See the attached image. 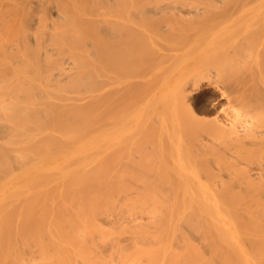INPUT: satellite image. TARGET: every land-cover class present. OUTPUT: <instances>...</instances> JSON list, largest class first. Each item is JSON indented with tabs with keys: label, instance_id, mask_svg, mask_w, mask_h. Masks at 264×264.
<instances>
[{
	"label": "bare ground",
	"instance_id": "obj_1",
	"mask_svg": "<svg viewBox=\"0 0 264 264\" xmlns=\"http://www.w3.org/2000/svg\"><path fill=\"white\" fill-rule=\"evenodd\" d=\"M18 1L24 8L37 3L0 0V264H264V10L244 3L247 9L212 20L207 19L210 2L196 7L183 0L173 8L166 2L169 14L162 0L160 7L141 12L166 17V32L178 20L225 29L230 45L240 50L230 60L233 65H240L238 56L253 53L242 50L243 44H253L256 53L249 71L225 75V90L215 82L204 84L215 116L195 130L196 155L188 167L193 185H178L186 177L184 168L174 163L178 168L170 171L167 164L168 156L175 158L171 149L177 144L183 149L172 113L178 106L191 110L198 85L187 72L175 79H142L151 84V93L136 110L142 106L149 119L121 121L122 107L115 108L111 96L133 82L129 39L137 21L129 0L106 1L103 10L95 7L98 0L88 8L73 0L69 13L54 4L48 16L55 26H37L41 18L31 15L37 25L27 26L22 17L17 26H6L5 16ZM142 33L158 47L156 32ZM9 35L21 39L16 43ZM90 75L97 84L91 83L88 95L60 94L64 80ZM52 78L61 83H51ZM83 101L85 112L72 109ZM39 113L44 121L53 113L56 126L45 125ZM24 118L30 132L23 128ZM131 122L135 133L128 129ZM116 125L124 144L112 152ZM98 136L104 140L102 152ZM142 136L147 146L131 160L129 149ZM115 163L126 167L115 173ZM134 164L137 173L127 168ZM122 179L137 184H115Z\"/></svg>",
	"mask_w": 264,
	"mask_h": 264
},
{
	"label": "rangeland",
	"instance_id": "obj_2",
	"mask_svg": "<svg viewBox=\"0 0 264 264\" xmlns=\"http://www.w3.org/2000/svg\"><path fill=\"white\" fill-rule=\"evenodd\" d=\"M69 1H73V0H37V1H35L37 3H33L32 6H29L30 8L28 6H26L25 7L26 9L23 7L25 5L21 4L20 1H18L17 6L14 7L15 9L14 8L9 9V10H11L9 12H12L14 10L12 13H9L7 11L9 13V15L11 14V16H8V14L5 13L6 16H5L4 22H5L6 26H17V20L18 19L21 20L22 17H24L23 19L26 18L27 21L29 20L30 23L34 19V17H35V19L40 17L41 18V21H40L41 24L39 23L37 25L35 22L30 24L28 22L27 26H34V25L46 26V24H47V26H49L50 23L53 26L55 24V23H53L54 18L51 16H48L49 15L48 11H49L50 6H52L54 4H57V5L60 4L62 6V7L60 6L61 10L62 9L66 10L67 13H69V10H70V7L68 5ZM77 1L83 2L84 4H86L85 7L90 5V3H91V0H77ZM98 1H99L98 3H96L94 1V4L95 3L97 4V5H95L96 9L103 10L105 7V2L109 1V0H98ZM161 1L162 0H159V1L158 0H129L130 7H131V9L129 8L131 10L130 15L134 20L137 21L133 25L135 29L132 31L133 34L135 33L134 31H136V33L134 35H130L131 38L129 39L131 41V42H129V43H131L130 46L133 48H131L132 51H130V53H129L131 58L129 59V62H128L129 63L128 69H129V73H130V76H131V79L133 82L126 92L121 93L122 95L118 94V93H116V94L113 93L115 95L113 96V94H112L111 100H113V102L115 101V103L113 105L115 108H116V106L118 107L119 104L121 105L122 108L120 110L118 109L117 114L119 115V118L121 119L122 122H124V121L129 122L131 120H137V121L141 122L143 120L149 119L150 115H148L149 114L148 112H146V113L142 112L143 111L142 106H141V109L136 110V106L139 103H141L140 101L144 100L151 93V84L147 83V82H145L144 84L140 83V81L142 79L148 80L154 75H156V77H158V78L160 76H162L165 78L171 77L172 79H175V77H177V75L180 74V72H184V73L187 72V74L191 75V77L194 78V81H196L195 85H198L197 86L198 89L196 90V92L193 96V99L191 100V103H190L191 110H188L182 106H178L175 109V113H172L173 118L174 119L176 118L178 120L177 123L180 126V131L182 133V144L181 145L179 144V145L183 149L182 150L178 149L179 152H177L178 151L177 150L178 144L176 142L175 143V145L177 144L176 148L171 149V150H173L172 153H174L175 152L174 150H176V152L174 153L175 158H172L173 157L172 154L171 155L168 154L171 157L168 156V161H167L168 162L167 164H168L170 171H173L174 169H176L177 165H174V163L180 164L185 170V175L187 178L186 177L185 178L180 177L184 181L179 180L176 183L178 185H190L191 181H192V177L190 175H193V174L190 171V168H188V167L191 165V162L195 158V155H196V152L194 151L195 147L193 145L194 139H195V130L206 126L210 121L213 120V118L215 116V112L213 110L214 108L211 105L212 104L211 102H213V97L211 95L205 93L203 86L206 82H215L217 85H219L222 89L225 90L227 88L225 81L223 80L226 77L225 75H227V76L229 74H237L238 75V73L242 74V72H247V70L249 71V69L247 67H249V65L253 63L252 60H253V57L256 53L254 54L255 49H250V47L253 44H243L241 47L239 46L242 50L248 51V52L253 51V53L251 56H244V57L242 55L238 56V57H241L243 59L240 58V61H241L240 65L235 62L236 65L234 64L235 67H233L234 68V70H233L230 66H234L233 65L234 62L231 61L232 62L231 63L230 60L231 59L234 60L235 58H237L234 56V54L235 53L237 54V52L240 50L237 51L236 49H234L230 45L225 29L216 30L217 26H187L186 23L181 22L180 20L177 19L178 20V24H177L178 26H175L172 29H170L168 32H166L167 30H165V27L163 25L165 23V21H167L166 17H164V16L159 17L158 15L153 16L152 14H148V15L145 14V16L144 15L142 16L143 12L144 13L148 12L147 10L149 9V7L150 8L151 7L152 8L160 7V5L162 3H159V2H161ZM188 1H190V0H186L184 2H188ZM197 1H199L200 5H198ZM197 1L191 0L190 2L193 5L195 2L196 7H201L203 1H207L208 3L210 2V4H212V6L214 4V6L210 10V13L208 14L209 16L207 17V19H212V20H215V19L219 20L220 18H222V19L227 18V16H230L233 12L238 10L240 7L247 9L248 6H246V5H249L251 8H254V10L259 9L257 11H260V12H262L264 10V0H201V1L197 0ZM88 2H89V4L87 5ZM181 2H183V0L182 1L181 0H165V1L163 0L164 4H162L161 6L164 7L165 3L166 4L169 3V5L171 3L172 4L174 3L171 6V8H173L174 5H176V3L184 4ZM156 3H159V4H156ZM244 3L246 5H244ZM84 4H83V6H84ZM154 5H156V6L154 7ZM165 6H167V7H165L164 9L168 12L169 11L168 7H170V6H168V5H165ZM86 8H88V7H86ZM146 8H147V10H146ZM242 8H240L239 10L242 11ZM244 9H243V11H244ZM167 12H166V14H167ZM168 13L170 14V12H168ZM242 14H244V12ZM3 15L4 14H2V16ZM29 16L32 17L33 19L31 18L32 20H30ZM138 16H140V18H138ZM168 17H170V16H168ZM162 18H166L165 21ZM217 18H219V19H217ZM222 19H220V20H222ZM1 20H2V18L0 16V23H2ZM169 20H171V19H169ZM159 21H160V23H159ZM163 21H164V23H163ZM57 22L56 23L58 25H60V22L59 21H57ZM63 23H61V24H63ZM84 24H86V26L88 25L87 23H84ZM58 25H56V26H58ZM0 26H1V24H0ZM141 26H142V28H141ZM138 28H140V29H138ZM158 28L159 29L161 28V31ZM137 29H138V32H137ZM149 29H151V30H149ZM153 30H155L154 32H156V33H154ZM142 31L144 33H148V34L154 33L155 35H157V39H154V40H156V44L158 45V47H156L155 42L152 41V42H154V43H152L151 40L147 36L143 37ZM150 31H152V32H150ZM158 31H160V32L158 33ZM23 33H25V32H23ZM23 33H20V34L18 33V34L21 35ZM137 33H139V34L137 35ZM260 34L261 33H258V35H256V36L258 37ZM9 36H11V35H9ZM23 36H25V34H23ZM136 36H139V37H136ZM6 37L7 36H5V38ZM11 37L12 38H10V40L11 39L14 40L15 36H11ZM132 37H134V38H132ZM135 38L137 39V42H138V39L141 42H138L139 44L136 43ZM141 38L147 39L146 40L147 42H145V40H143V39L140 40ZM20 39L21 38H18L17 40H20ZM23 39H24V37H23ZM17 40H14V41L17 43ZM24 40L26 41V38ZM85 41H88V40H85ZM85 41H84V43L86 44L87 42H85ZM19 43H21V42H19ZM31 58L32 57H30V59ZM227 60H229V62H227ZM229 63H231V65ZM237 65H239V66H237ZM228 67H229V69H228ZM228 70H230L232 72L230 73V71L228 72ZM227 73H229V74H227ZM90 76L92 77L93 75H90ZM90 76H88L89 78L87 76H85V77L84 76H76L75 78H72L73 80L72 79H69L68 81L64 80L65 83L64 82L61 83V81L56 82V81H59V79L54 80V78H52L53 80L50 79V81H51V83H53V81H55L56 83H59V84L61 83L60 88L64 93H60V94L68 96L69 99H73V98L77 97L78 95L79 96H86L89 94L90 91H92L94 89L93 86H91V85L94 84V86H95L96 82L93 81L94 76H93V79L92 78L90 79ZM82 77H84V78H82ZM79 78H80V80H79ZM85 78H87L88 82L86 80H84ZM89 81H91V82H89ZM91 83H93V84H91ZM87 84H89L90 86L88 85L89 86L88 87ZM62 85H64V86H62ZM63 87H64V90H63ZM209 99H211L212 101ZM84 103H85V101L81 102L80 105H78L76 107H72V109L75 111L78 110L77 113L85 112L87 105L84 106L83 105ZM36 114L37 113H32L31 115L32 116L35 115V117H37L38 114L37 115ZM50 114L53 115V113H50ZM31 115L27 114L26 116H28V117L25 116V118L28 120V122H30L29 119L32 118ZM39 115L41 116L40 113H39ZM45 115H44L45 117L48 116L46 118L47 120H45V121H44V117L42 118V116H41V118H42L41 120L44 121V124L45 125L47 124L49 127L50 126H56L57 119L55 118V115L54 116H52V115L50 116L49 114L48 115L45 114ZM49 116H50V118H49ZM35 117L33 116V118H35ZM68 118H69V116H67V121H68ZM1 119L2 118H0V120ZM26 119L24 120V122L26 121L25 123L27 125ZM34 120H37V119L35 118ZM2 121H3V119H2ZM2 121H0V122H2ZM30 123H32V122H30ZM29 124L27 126L26 125L23 126V128L24 129L27 128L26 131L30 132L31 127H29ZM131 124H132V122H131ZM131 124H130V126H131ZM133 124H135V123L133 122ZM135 128H136L135 125H133V127H130L128 129L129 130L132 129V132L135 133V131H134ZM65 129L70 130L67 127ZM154 130H155V128H154ZM112 132H113V137L115 136L114 137L115 139H113L111 137L112 135L109 136V137H111L110 140L114 141L112 143V145L114 144V146H112L113 147L112 152H119L122 150L121 145L124 144V143H122L124 139L121 138L124 135L122 133L123 131L120 129V127L118 125H116V127L113 129ZM112 132H111V134H112ZM120 132L122 134H120ZM100 133L101 132L99 131V134ZM118 134L120 136L121 135L122 136L120 138H117V137H119ZM99 136H101V135H99ZM99 139H100L98 141L99 145H97V146H98V150L102 152V150H104V148H102L103 146H100V145H102L101 140L103 142H104V140H103V137H99ZM117 139L121 140V143ZM107 142L108 141H105V143H107ZM116 142L119 143V146H118V144H115ZM168 142H170V141H168ZM105 143L103 145H106ZM146 143H147V139L145 137H143V139L139 143H134V145L135 144L138 145V148L136 147L137 145H135V147H134V145H132L134 148L133 147L132 148L130 147V149L128 148L129 150H131V153L129 152L131 154V157H130L131 160H134L135 157L137 160V156L142 153L140 151V149H142V150L145 149L146 148L145 146H147ZM109 144L110 143H107V145H109ZM99 147H100V149H99ZM132 149L135 150V152L132 151ZM171 150L169 151L170 153H171ZM3 151H4V149L0 147V154H2ZM99 154L100 153H98V155ZM134 154H135V156H134ZM101 155H103V153ZM101 155L98 156L100 159H102V157H103ZM170 159H171V161H170ZM99 162L102 163L101 160H99ZM116 163L113 166L115 173L120 171L123 167H126V165H124V164H121L119 166V163L118 164H116ZM133 166H134V168L133 167H127L128 169L132 170V173L135 172V170H136V168H135L136 165L134 164ZM173 166H176V167H174V169H173ZM169 169H166V170H169ZM177 170H179V169H177ZM137 172H139V170H136V173ZM178 172H180L182 174V171L179 170ZM127 179H125V180L122 179V180H120L121 182L115 181L116 182L115 184L119 183V185L121 184L124 186L128 185L129 187H135L134 185H136L137 182L135 181L136 182L135 183V182H133V180H131V179L127 180ZM149 184L151 185L152 183H149ZM138 185H140V183ZM174 185H176V184L174 183ZM191 185H193V184H191Z\"/></svg>",
	"mask_w": 264,
	"mask_h": 264
}]
</instances>
